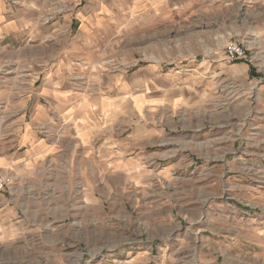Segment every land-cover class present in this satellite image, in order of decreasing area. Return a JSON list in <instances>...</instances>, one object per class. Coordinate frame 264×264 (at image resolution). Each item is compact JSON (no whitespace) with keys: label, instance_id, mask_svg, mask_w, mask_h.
<instances>
[{"label":"rangeland","instance_id":"rangeland-1","mask_svg":"<svg viewBox=\"0 0 264 264\" xmlns=\"http://www.w3.org/2000/svg\"><path fill=\"white\" fill-rule=\"evenodd\" d=\"M213 3L182 23H135L89 63L104 73L67 75L74 91L119 79L101 149H78L59 121L36 127L56 149L21 146L32 63L7 55L0 264H264V0ZM63 34L41 45V66L75 26Z\"/></svg>","mask_w":264,"mask_h":264},{"label":"crops","instance_id":"crops-1","mask_svg":"<svg viewBox=\"0 0 264 264\" xmlns=\"http://www.w3.org/2000/svg\"><path fill=\"white\" fill-rule=\"evenodd\" d=\"M71 3V0H0V118L3 116L7 123L2 115L7 111L9 99L7 55L11 53L17 57L26 51L31 57L32 64L27 68L31 75L19 83L26 80L35 86L28 97V119L24 117L18 141L27 149H56L53 142L42 140L36 127L57 121L67 125V133L63 136H68L70 142L75 141L78 149H101L95 139L107 137L108 133H102V129L109 127L114 112L118 113L119 79L112 75L107 77L100 92L90 87L93 84H87L82 91H74L67 83V75L81 67L80 73H104L94 72V66L89 63L112 56L105 55L103 43H112L114 36L128 32L135 23L145 26L178 20L182 23L190 13L209 11L214 5L213 0H81V6L72 11ZM61 9L68 13L52 12ZM47 10L50 12L46 14ZM44 16L47 19L43 20ZM192 24L199 30V24ZM73 25L75 34L66 49L51 53L57 57L52 65L41 66V45L60 32L70 33ZM96 80L97 85L102 84L101 78ZM128 92L129 88L124 87L122 95L126 98ZM55 134L52 137L56 138ZM47 136L51 137L50 130Z\"/></svg>","mask_w":264,"mask_h":264},{"label":"built area","instance_id":"built-area-1","mask_svg":"<svg viewBox=\"0 0 264 264\" xmlns=\"http://www.w3.org/2000/svg\"><path fill=\"white\" fill-rule=\"evenodd\" d=\"M229 49H230L231 54H235L238 51V48L232 47V45H231V47H229Z\"/></svg>","mask_w":264,"mask_h":264}]
</instances>
